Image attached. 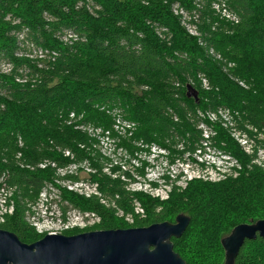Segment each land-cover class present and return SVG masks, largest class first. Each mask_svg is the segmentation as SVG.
Here are the masks:
<instances>
[{
	"label": "trees",
	"instance_id": "1",
	"mask_svg": "<svg viewBox=\"0 0 264 264\" xmlns=\"http://www.w3.org/2000/svg\"><path fill=\"white\" fill-rule=\"evenodd\" d=\"M174 1L183 12L173 13ZM260 1L0 0V67L9 70L0 74V174L5 173L6 184L22 189L23 195L30 190L33 199L55 174V168H35L38 163L52 160L55 167H63L87 158L95 173H87L84 180L98 177L91 183H96L99 197L69 191L64 196L73 208L99 215L97 228L173 222L183 213L190 223L180 238H171L173 251L186 264H224L221 238L238 224L264 219V169L253 162L256 151L244 153L218 122H206L215 131L210 140L217 146L226 142L221 148L234 158L237 175L214 182L191 180L160 201L131 192L119 178L102 173V159L94 162L85 147L76 148V143L86 146L89 137L63 119L84 109L88 120L107 128L112 118L106 109L117 108L131 139L182 142L179 150L166 145L179 154L203 150L200 111L237 110L246 120L238 122L241 129L247 131V123L264 131ZM182 17L196 34L188 33ZM228 62L234 66L224 69ZM202 79L208 89L202 88ZM189 84L197 91V101L186 96ZM94 107H103L102 112ZM49 141L53 145L47 146ZM54 145L69 150L73 158H60ZM21 160L34 168L19 167ZM81 177V172L65 176L71 183ZM15 202L13 215H6L0 227L23 238L30 231L25 205L18 195ZM137 203L142 213L136 211ZM257 237L243 243L233 264H264V238Z\"/></svg>",
	"mask_w": 264,
	"mask_h": 264
},
{
	"label": "rangeland",
	"instance_id": "2",
	"mask_svg": "<svg viewBox=\"0 0 264 264\" xmlns=\"http://www.w3.org/2000/svg\"><path fill=\"white\" fill-rule=\"evenodd\" d=\"M256 2L261 3L263 1L256 0ZM92 4L96 9H99V6L95 5L93 2ZM213 5L214 8H218V4L214 3ZM178 7L179 4L177 1H174L171 5L174 14L183 12L181 9H178ZM92 11L93 10L90 9V12ZM226 18L228 19V17ZM181 21L187 28L189 34H196L194 27L187 25L184 17L181 18ZM156 32L158 33L160 31ZM60 39L63 40V38ZM216 57H219V55L217 54ZM233 66V62H228L224 69L232 68ZM8 71L7 67H0V74H8ZM234 80L237 81L240 86L247 87L243 81H239L238 79ZM202 88H209L204 79H202ZM94 109L102 112L103 107H94ZM200 112L203 114V123H200L197 127L201 128L203 131L202 136L205 141L201 143V145L204 147L202 151L196 150L192 152V154L187 152L179 154L177 151L171 152L166 145L173 144L171 145L172 150H179L183 146L182 142L171 143V139H165L163 144L145 142L142 139H131L132 133L125 132V129H129V126L122 117L121 110L117 108L106 109V113L112 118V124L107 128L88 120L86 110L84 109L78 112L76 111V113L70 111L67 117L63 119V123L67 126L72 125L75 130L81 131L89 137L86 146H84L85 144L79 145L76 143V148L85 147L89 157L94 162H97V158L102 159L101 161L104 163L102 173L110 175L114 179L119 178L126 184L127 189L131 192L142 193L151 198H157L160 201L166 200L173 188H177V190L183 189L191 180L201 179L214 182L224 179L227 176L235 177L237 175L233 170L235 166L238 168L234 158L232 156L230 157V155L221 148L223 147V143L221 142L224 141L218 142L217 146L213 137L210 140V136H215V131L211 130L213 125L210 124L211 127L207 126L209 122L212 124L218 122L227 133L230 134L229 136L237 141L239 144L238 146L244 153L253 155L256 151V157L253 162L259 164L264 169V131H260L247 123H244V128L247 131L241 129L238 126V122L244 120L241 115L242 113L227 107H220L215 111L206 110L205 112ZM17 144L19 147L23 145L20 136H18ZM46 145L51 146L53 142L49 141ZM53 148L60 158H73V153H70L69 150L62 148L60 145H54ZM49 149L52 148L50 147ZM189 155L191 158H189ZM20 156L21 152H19L15 158L18 159ZM46 164L45 167L44 165L39 167L37 164L35 168H55L52 167V164H54L52 160ZM63 165V168L59 169L58 172L55 168L53 177L43 183V187L45 185H50L55 189L57 198L49 208L51 212L48 213V211H45L46 215H42L46 220L40 225L37 224V228H35L31 220L28 219L27 211H39V201L43 202V196L46 192L44 191L43 194H40L41 189L37 196L31 199L30 195L33 194V192L26 190L27 194L23 195L24 191L22 189L13 186L14 193L11 192L10 195L11 201L14 202V208H10V210H12L11 215H13L15 210V195L21 196L25 205L23 217L28 228H30V231L26 232V236L33 234L36 238L37 235L44 232L54 231L55 228L63 224L62 221L66 217H68L69 222L68 228L73 232L82 233L100 230L97 228L101 221L99 215L89 210L73 208V204L64 196L66 191H69L77 195L85 196V194L88 193L99 197V194L96 193V183H91L97 181L98 177H94V181H91V179L90 181L89 179L84 180L87 173H95L94 167H92L90 160L87 158L78 163ZM19 167L27 168V165H24L23 160H21ZM78 170L82 175L81 181L78 185L69 186L71 182L67 180L65 176L71 173L79 174L80 172H78ZM1 177L4 178V181H1ZM5 178V173H1V185L4 184ZM135 209L142 213V209L139 208L138 203ZM86 212L89 213L88 217L85 216ZM60 213L62 214V218ZM91 213H94V216H91ZM116 216L121 217L122 213L117 212ZM124 219L126 222L131 223V218L129 216H125ZM3 222H5V220Z\"/></svg>",
	"mask_w": 264,
	"mask_h": 264
},
{
	"label": "water",
	"instance_id": "3",
	"mask_svg": "<svg viewBox=\"0 0 264 264\" xmlns=\"http://www.w3.org/2000/svg\"><path fill=\"white\" fill-rule=\"evenodd\" d=\"M186 96L197 101V91L190 84ZM189 223L190 217L179 213L173 222L71 236L47 234L27 245L0 229V264H186L173 251L171 238H180ZM257 236L264 238V219L236 225L220 240L224 264H233L243 243Z\"/></svg>",
	"mask_w": 264,
	"mask_h": 264
},
{
	"label": "built area",
	"instance_id": "4",
	"mask_svg": "<svg viewBox=\"0 0 264 264\" xmlns=\"http://www.w3.org/2000/svg\"><path fill=\"white\" fill-rule=\"evenodd\" d=\"M222 14L224 15V11L222 12ZM226 17L233 19V17H230L229 15H225ZM51 162L49 160H43L42 162L38 163V166L41 167L42 165H44V167L47 165L46 163ZM54 163V162H53ZM52 167H55V163L52 164ZM27 168L29 169H33L34 166H30L27 165ZM57 172L59 169H62L63 167H55ZM111 171V169H110ZM127 178V177H125ZM1 181H4V178L1 177ZM79 182L77 183H70L69 186H73V185H78ZM46 192L43 196V202L39 201V211L33 212L28 210L27 211V217L28 219L31 220L32 225H34L35 228H37V224H42V222L44 220H46L45 218L41 221H37L36 217L39 215H43L45 214V211H48V213L51 212V210L49 209L52 204L55 202V199L57 198V195L55 193V189L52 188L50 185H45L44 187H42V190L40 192V194H43V192ZM13 192L14 193V187L13 186H8L6 184V182H4V184H0V223H2L5 220V216L6 215H11L12 214V210H10V208H14V202L11 201V195L10 193ZM97 193V191H96ZM98 194V193H97ZM90 194L86 193L85 196H88ZM11 201V202H10ZM102 203H107L106 201H101ZM30 208V207H29ZM89 213H85V216L88 217ZM46 215V214H45ZM51 215V214H50ZM60 216L62 218V214L60 213ZM91 216H94V213H91ZM58 220V219H57Z\"/></svg>",
	"mask_w": 264,
	"mask_h": 264
},
{
	"label": "flooded vegetation",
	"instance_id": "5",
	"mask_svg": "<svg viewBox=\"0 0 264 264\" xmlns=\"http://www.w3.org/2000/svg\"><path fill=\"white\" fill-rule=\"evenodd\" d=\"M62 222H63V224H61L60 227L55 228L54 231L44 232V233H42L40 235H37L36 238L34 236L33 237H29V238H25V237L19 238V236H17L16 233L14 231H12V230H9V229L3 228V227H0V229L14 234L17 237L18 241H20L21 243L26 244V245L27 244H32L34 242H37L38 240L42 239L47 234H59V235H63V236H71V235H75V234L79 233V232H73V231H71L70 228H68V225H69L68 217L64 218V220ZM1 224H3V222L0 223V225ZM80 232H82V231H80Z\"/></svg>",
	"mask_w": 264,
	"mask_h": 264
},
{
	"label": "clouds",
	"instance_id": "6",
	"mask_svg": "<svg viewBox=\"0 0 264 264\" xmlns=\"http://www.w3.org/2000/svg\"><path fill=\"white\" fill-rule=\"evenodd\" d=\"M36 219H37V221H40L41 219H43V217L40 216V215H38V216L36 217Z\"/></svg>",
	"mask_w": 264,
	"mask_h": 264
},
{
	"label": "bare ground",
	"instance_id": "7",
	"mask_svg": "<svg viewBox=\"0 0 264 264\" xmlns=\"http://www.w3.org/2000/svg\"><path fill=\"white\" fill-rule=\"evenodd\" d=\"M215 12V11H214ZM167 149V148H166ZM202 151V150H201ZM177 156V155H176ZM190 156V155H189ZM261 163V162H260ZM5 223H6V221H5ZM258 238V237H257Z\"/></svg>",
	"mask_w": 264,
	"mask_h": 264
}]
</instances>
